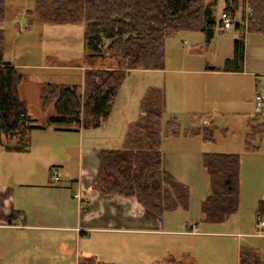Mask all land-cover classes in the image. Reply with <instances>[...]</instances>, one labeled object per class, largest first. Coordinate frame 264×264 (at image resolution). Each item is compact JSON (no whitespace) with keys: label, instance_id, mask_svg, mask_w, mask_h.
Returning a JSON list of instances; mask_svg holds the SVG:
<instances>
[{"label":"crops","instance_id":"crops-1","mask_svg":"<svg viewBox=\"0 0 264 264\" xmlns=\"http://www.w3.org/2000/svg\"><path fill=\"white\" fill-rule=\"evenodd\" d=\"M32 9H25V30L15 33V39L19 34L26 35V42H16L9 55L12 62L5 57V46L4 63L25 75L27 84L40 86L50 83L45 79H53L56 71V76L68 77L65 72L75 70L81 85L84 54H70L69 45L77 38L67 27L41 25L43 64L37 63L34 44L28 39L35 24L41 23L28 16L27 11ZM212 17L217 27L209 42L202 32H184L192 41V51L187 54H198L197 57H168L178 52V35L165 43L163 69L131 71L111 114L99 128L50 126L31 131L26 152L7 151L0 146V234L6 232L0 236V264H20L8 262L1 243L8 244L7 232L24 230L56 233L58 237L49 240H56L60 251L70 242L75 264L85 257L106 264H211L215 249L212 242L230 243L234 264H238L241 248L256 252L264 264V228L258 226L256 217L257 206L264 201V167L261 166L259 177L254 175L264 134L253 145L254 135L248 138V121L252 118H246L249 96L254 92L248 78L261 73L257 72L258 66L248 71L245 59L239 69L225 65L232 60L233 43L240 34L234 27L235 31L219 27V19ZM5 22L6 18L0 29L6 40ZM239 22L240 19L234 21V25ZM81 26L83 46L84 25ZM231 30L235 34L230 35ZM56 33H63L64 37L57 38ZM222 43L227 56L219 59L216 49ZM203 48L210 53L208 57L200 55ZM127 79L138 85L122 102L121 116L115 121ZM151 88L164 95L159 144L163 170L190 191L187 211L177 207L161 216L143 207L135 197L104 195L92 187L100 151L122 148L127 128L141 117L140 102ZM19 97L27 103L20 88ZM224 115L241 126L244 122L246 132L241 129L243 138L235 143L229 141L224 148L215 147L211 137L216 128L215 117ZM168 122L176 124L173 135L165 132ZM212 154L236 155L240 164L239 207L223 223H204L200 210L201 203L210 196L209 176L202 160ZM52 170L57 171L55 181L51 179ZM191 222L197 223V234L190 233ZM189 242L191 245L185 246ZM24 256L17 251L12 257L19 260ZM203 257L207 259L205 263Z\"/></svg>","mask_w":264,"mask_h":264},{"label":"trees","instance_id":"trees-1","mask_svg":"<svg viewBox=\"0 0 264 264\" xmlns=\"http://www.w3.org/2000/svg\"><path fill=\"white\" fill-rule=\"evenodd\" d=\"M224 2L226 12L234 15L238 1ZM27 14L41 24L84 25L81 66L85 69L81 85H40L41 106L51 100L53 115L37 124L18 95L21 73L3 61L5 37L0 29V146L7 151L26 152L29 135L35 129L99 128L111 114L131 71L164 68L167 40L182 32H202L209 42L217 27L208 0H35ZM5 18V0H0V23ZM240 19L234 25L240 35L233 43L232 60L225 63L236 69L244 59L245 26L248 32L264 36V0H245ZM163 102L161 90L146 91L140 102L141 117L128 126L121 149L100 151L97 175L92 182L93 189L104 195L135 197L157 216L177 207L187 211L190 196L188 187L179 184L162 167L159 144ZM257 120L248 121V138L264 134V121ZM165 132L173 135L176 124L168 122ZM202 164L210 184V196L200 207L203 221L223 223L239 207V158L231 154L205 155ZM256 217L264 221V201L259 202ZM77 264L106 263L85 257L79 258ZM238 264L262 262L253 250L241 248Z\"/></svg>","mask_w":264,"mask_h":264},{"label":"rangeland","instance_id":"rangeland-1","mask_svg":"<svg viewBox=\"0 0 264 264\" xmlns=\"http://www.w3.org/2000/svg\"><path fill=\"white\" fill-rule=\"evenodd\" d=\"M35 0H5L6 5V22H5V30H6V59L12 62V58L9 56L13 53V49L15 48V44L17 42L18 45L21 43L26 42V35L19 34L18 39H15L16 32L24 31V27L26 23L25 9L33 8ZM238 1V10L232 15L234 21H239L242 15H244L245 9V0H237ZM208 3L211 8L212 15L219 19L221 11L224 9V0H208ZM241 21V19H240ZM42 24H35V28L32 30L31 37L28 41H32L34 44V53L36 54L37 63L43 64L41 60V49L44 45L40 33L42 32L41 26ZM48 25V24H46ZM50 25V24H49ZM246 25V24H245ZM51 26H60V27H67L65 28L67 31H71L73 37H76L77 40L73 41L71 45V53L72 55H83V46H82V26L81 25H51ZM222 26L221 24L219 27ZM247 26V25H246ZM245 26V30L243 31V38H244V59L247 60L248 63V71H251L253 67L257 68V72L261 73V75H254L248 78V81H252V85L254 86V92L264 95V36L248 32L247 27ZM232 30H234L232 28ZM231 30L230 35L235 34ZM235 31V30H234ZM180 36L179 44H178V52L168 55V57L172 58L175 57L177 54L178 57L182 56L185 57H197L198 54L189 55L187 54L188 51H192V41L190 38L184 35V32L178 33L175 36ZM182 35V36H181ZM46 36V35H45ZM57 38H63V33H56ZM47 39V36H46ZM185 41V42H183ZM63 42V41H62ZM67 42V41H66ZM64 43V42H63ZM64 45H66L64 43ZM68 46V45H66ZM218 53V58L221 59L224 56H227V48L225 44H220L219 48L216 49ZM69 54V53H68ZM202 57H208L210 53L203 48V52L200 54ZM58 66V64H57ZM75 66V65H73ZM253 66V67H252ZM21 73V72H19ZM58 71L55 72V77L53 79H45L46 82L56 83V84H80L81 79L78 71H66L65 74L68 77H58L56 76ZM22 75V80L18 86V95H19V88L20 90H24L25 97L27 99L26 108L29 114H32L36 120L37 124L45 121L48 116L53 115V102L49 100L45 106H41V101L39 100V93L41 92V87L37 85L27 84L25 81L27 80L26 76ZM136 75V74H134ZM138 85L137 81H132L130 79L126 80L125 88L123 90V94L121 95V102L119 103L118 110L115 114L114 120L118 119L121 114L120 110L122 108V102L126 100L128 97V93ZM253 92V94H254ZM249 96V105H248V115L247 119L249 118H257L258 121L263 122L264 120V112L263 110H259L256 105L254 104V97ZM51 101V102H50ZM121 107V108H120ZM215 125L216 128L212 131L211 137L213 140L212 145L215 147L222 146L229 141L235 143L237 140H241V132H246L245 130V123L242 122H234L231 117L228 116H216L215 117ZM246 119V120H247ZM263 119V120H262ZM226 129V130H225ZM242 129V131H241ZM254 135L252 139L253 145L259 142V139L263 136ZM224 148V147H223ZM261 166L264 167V138L262 145L260 146V152L258 153V157L256 158L255 162V171L254 175L259 177L261 173ZM258 179V178H257ZM3 232L0 236H3ZM8 237V244L2 245V252L7 254L8 262H19L20 264H75L74 259V252H70L69 248L71 247V243L67 242L66 246L62 251L59 248V244L56 240L57 234L51 232H44V231H31V230H24L22 232H7ZM49 238H54L49 240ZM53 240V241H52ZM191 243H185V246H190ZM211 246L213 249L212 257H211V264H234V251L231 247L230 243H220V242H212ZM202 247V246H201ZM17 251H21L24 253V257L21 259H17L14 254ZM6 260V259H5ZM206 258L203 257V262H206Z\"/></svg>","mask_w":264,"mask_h":264},{"label":"built area","instance_id":"built-area-1","mask_svg":"<svg viewBox=\"0 0 264 264\" xmlns=\"http://www.w3.org/2000/svg\"><path fill=\"white\" fill-rule=\"evenodd\" d=\"M246 14L249 12L248 7H246L245 10ZM219 21L222 24L223 29H231L234 27V20L233 17L226 12V6H224V9L221 11L219 16ZM255 105L259 110L264 111V95L257 94L254 97ZM51 179L52 181H55L58 179L57 171L52 170L51 171ZM258 226L260 228H264V221H259ZM190 233L197 234L198 233V225L195 222H191L189 225Z\"/></svg>","mask_w":264,"mask_h":264}]
</instances>
